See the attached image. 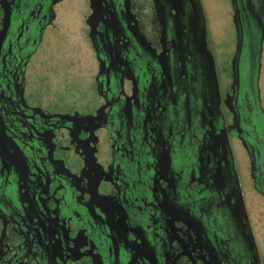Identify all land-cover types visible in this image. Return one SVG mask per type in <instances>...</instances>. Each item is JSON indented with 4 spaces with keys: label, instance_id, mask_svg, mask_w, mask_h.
<instances>
[{
    "label": "flooded vegetation",
    "instance_id": "obj_1",
    "mask_svg": "<svg viewBox=\"0 0 264 264\" xmlns=\"http://www.w3.org/2000/svg\"><path fill=\"white\" fill-rule=\"evenodd\" d=\"M229 5L222 69L202 0H0V264H264V0Z\"/></svg>",
    "mask_w": 264,
    "mask_h": 264
},
{
    "label": "rangeland",
    "instance_id": "obj_2",
    "mask_svg": "<svg viewBox=\"0 0 264 264\" xmlns=\"http://www.w3.org/2000/svg\"><path fill=\"white\" fill-rule=\"evenodd\" d=\"M208 14V22L210 23L211 36L214 38L216 46V55L222 65V69H228L230 58L234 48V27L230 18L229 0H202ZM259 89L261 97L264 99V42L261 55V72L259 75ZM237 152V145L234 144ZM241 180L243 187L247 190V182L244 173L241 172ZM250 203L253 201L250 197ZM257 242L260 254L264 262V224L258 226L256 230Z\"/></svg>",
    "mask_w": 264,
    "mask_h": 264
}]
</instances>
